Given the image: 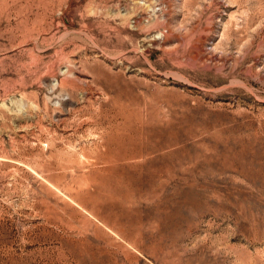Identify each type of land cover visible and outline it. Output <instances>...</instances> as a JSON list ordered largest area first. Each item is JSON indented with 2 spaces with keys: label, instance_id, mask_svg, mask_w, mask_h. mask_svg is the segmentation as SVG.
<instances>
[{
  "label": "rangeland",
  "instance_id": "374dc122",
  "mask_svg": "<svg viewBox=\"0 0 264 264\" xmlns=\"http://www.w3.org/2000/svg\"><path fill=\"white\" fill-rule=\"evenodd\" d=\"M0 264H264V0H0Z\"/></svg>",
  "mask_w": 264,
  "mask_h": 264
}]
</instances>
